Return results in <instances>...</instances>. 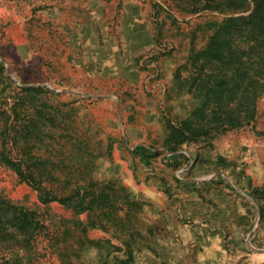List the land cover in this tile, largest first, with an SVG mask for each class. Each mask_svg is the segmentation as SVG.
Segmentation results:
<instances>
[{"label":"rangeland","instance_id":"obj_1","mask_svg":"<svg viewBox=\"0 0 264 264\" xmlns=\"http://www.w3.org/2000/svg\"><path fill=\"white\" fill-rule=\"evenodd\" d=\"M205 2L0 0V264H264V93L181 125Z\"/></svg>","mask_w":264,"mask_h":264},{"label":"trees","instance_id":"obj_2","mask_svg":"<svg viewBox=\"0 0 264 264\" xmlns=\"http://www.w3.org/2000/svg\"><path fill=\"white\" fill-rule=\"evenodd\" d=\"M202 10L221 17L209 20L208 42L175 72L180 90L200 91L198 105L181 124L195 136L252 124L264 93V0H206L193 8ZM138 152L153 153L146 146ZM3 160L12 162L9 154Z\"/></svg>","mask_w":264,"mask_h":264}]
</instances>
